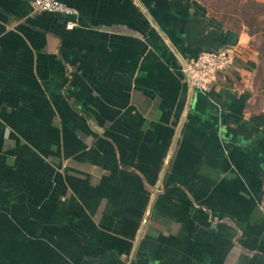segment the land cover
Wrapping results in <instances>:
<instances>
[{
    "label": "crops",
    "instance_id": "1",
    "mask_svg": "<svg viewBox=\"0 0 264 264\" xmlns=\"http://www.w3.org/2000/svg\"><path fill=\"white\" fill-rule=\"evenodd\" d=\"M63 1L0 0V264H264L246 25L200 0ZM227 46L195 87L185 62Z\"/></svg>",
    "mask_w": 264,
    "mask_h": 264
},
{
    "label": "built area",
    "instance_id": "2",
    "mask_svg": "<svg viewBox=\"0 0 264 264\" xmlns=\"http://www.w3.org/2000/svg\"><path fill=\"white\" fill-rule=\"evenodd\" d=\"M36 11H52L74 15L76 8L63 0H31ZM75 22L69 20L67 27L72 28ZM1 48V46H0ZM236 64V49L231 46L203 50L185 62L184 71L191 83L202 91L208 90L218 79L221 72L232 69Z\"/></svg>",
    "mask_w": 264,
    "mask_h": 264
},
{
    "label": "rangeland",
    "instance_id": "3",
    "mask_svg": "<svg viewBox=\"0 0 264 264\" xmlns=\"http://www.w3.org/2000/svg\"><path fill=\"white\" fill-rule=\"evenodd\" d=\"M203 3V1H201ZM224 0H218L217 4L205 5L215 14L224 17L229 24L242 26L244 23L250 33L249 47L245 49L246 55H253L256 58L250 80L254 86V95L258 102L264 103V82L258 76L261 73L262 59L259 55V47L264 41V0H233L231 4L223 7ZM213 3V2H211ZM214 4V3H213ZM225 4V3H224Z\"/></svg>",
    "mask_w": 264,
    "mask_h": 264
},
{
    "label": "trees",
    "instance_id": "4",
    "mask_svg": "<svg viewBox=\"0 0 264 264\" xmlns=\"http://www.w3.org/2000/svg\"><path fill=\"white\" fill-rule=\"evenodd\" d=\"M203 1V3L205 4H212V5H218L217 2L218 0H200ZM233 0H224L223 2V7H225V5L227 4H231ZM213 2V3H211ZM225 3V4H224ZM219 6V5H218ZM223 20H226L223 16H222ZM259 55L261 57L262 61V65H261V73L258 75L261 78L262 83L264 82V41L261 43L260 47H259Z\"/></svg>",
    "mask_w": 264,
    "mask_h": 264
}]
</instances>
